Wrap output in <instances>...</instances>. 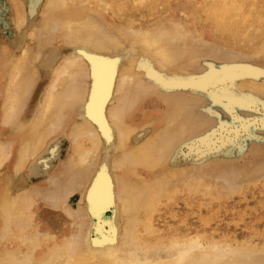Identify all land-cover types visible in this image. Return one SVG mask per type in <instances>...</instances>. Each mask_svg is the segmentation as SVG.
Wrapping results in <instances>:
<instances>
[{"label":"bare ground","instance_id":"1","mask_svg":"<svg viewBox=\"0 0 264 264\" xmlns=\"http://www.w3.org/2000/svg\"><path fill=\"white\" fill-rule=\"evenodd\" d=\"M193 1L198 21L189 19L187 10L179 18L172 16L167 0H45L29 16L28 0H8L23 37L20 54L6 45L0 47L3 121L8 125L16 120L34 93L37 106L10 139L0 138V165L6 162L8 168L0 174V264H264V248L251 243L233 246L212 238L204 243L202 234L193 233L181 219L158 225L164 206L205 184L199 178L206 175L204 168L176 160L182 145L215 120L199 117L188 108L199 102L207 105V100L194 95V103L175 90L161 92L159 86L143 83L144 66H150L156 78L159 71L186 73L184 65L200 54L191 42L210 40L217 23L226 29L232 44L252 43L260 48L263 43L264 47V28L255 30L264 22V0H252L255 14L245 11L246 0ZM239 24H249L244 34L237 29ZM54 44L71 46L72 52L49 66L54 52H46ZM91 54L103 55L114 65L94 61L91 112L80 119L68 117L66 127L74 138L67 170L89 172L85 175L89 181L66 209L50 210L52 228L44 229L31 213L30 185L21 183L25 179L21 172L31 178L57 155L48 143L63 113L79 101L84 103L90 86L81 71ZM40 64L49 66V78L41 89ZM167 82L179 87L192 84ZM241 87L262 93L264 78L245 79ZM107 90L112 104L102 107ZM155 95L158 105L166 104L164 111L147 109ZM210 99L218 103L217 98ZM99 114L106 117L105 133L95 118ZM137 114L140 122L135 121ZM38 155L37 165L31 166ZM259 155L264 163V153ZM225 160L209 170L232 171L233 157ZM245 168L243 173L252 181L256 173ZM207 195L218 197L214 189ZM107 204L114 209V221L108 223L101 220Z\"/></svg>","mask_w":264,"mask_h":264},{"label":"rangeland","instance_id":"2","mask_svg":"<svg viewBox=\"0 0 264 264\" xmlns=\"http://www.w3.org/2000/svg\"><path fill=\"white\" fill-rule=\"evenodd\" d=\"M41 1L45 0H28L26 2L25 10L28 16L34 12L37 4ZM167 1H169L172 16L179 18L182 16V11L187 10L188 14L192 16L189 19L197 20L198 17L194 14L195 2L193 0ZM253 3L252 0H246L245 11H250L249 14L256 13L251 9ZM14 13L15 11L8 0H0V47L7 46L8 49H14L17 54H20L23 30L17 24ZM215 25L217 30L214 31L210 40L200 44L195 40L191 42L192 46L199 48L200 54L192 64L184 65L186 70L183 71H187L186 73L159 71L158 75H155L159 78H156L153 69L148 65L144 66L146 71L143 74V83L151 84L154 87L159 86L158 89L161 92L170 91L169 89L175 90L178 94L186 96L188 100H193L194 103V97L197 98V96L200 97V100H207L205 101L207 105L201 106L199 102L195 103L194 108L191 104L188 108L197 113L199 117L206 116L210 120H215L213 126L204 127L201 134L182 145L176 160L183 162L188 167L199 164L198 168H204L206 175L199 178L201 181H205V186L202 185L198 190L191 189L185 195L177 196L173 202L168 203V206H164L160 215L157 216L158 225H164V221L174 224L175 220L181 219L193 233L202 234L201 239L204 243L208 240L205 238H212L227 240L233 246L251 243L252 246L264 248V163H260L258 160L261 157L259 154L264 153V92L256 93L241 87V82L245 79L264 78V49H261L264 47L263 43L261 46L259 45L260 48H255L252 43L234 45L229 39L226 29L222 28L219 23ZM255 26H258L255 30L257 28L263 30L264 22ZM248 28L249 24L237 25V29L242 34ZM36 47L37 43H34L32 50L35 51ZM253 49L256 51L254 52ZM52 52H54L55 62L52 60L49 66L56 63V60L63 57L64 54L71 53L72 48L71 46L62 48L60 45L54 44L46 54L49 55ZM96 60L114 65V61L106 59L103 55L91 54L84 60L81 77L88 82L89 92L86 96L83 95V104V101H79L71 107L69 112L67 109L63 113L62 120L48 143V149L55 148L54 150L58 151L57 155L51 157L34 174L32 173L31 178H27L25 171L21 172V176L25 178L21 183L30 185L31 213L41 221L44 229L52 228L48 223L51 220L49 218L50 210L59 212V210L66 209V206L72 203L71 199L77 197L82 191L83 185L89 181L85 177L89 172L83 173L78 168L75 172L67 170V160L70 156L69 147L71 143H74V138L66 131V127L69 124L67 120L71 117L80 119L91 109L90 92L93 91L95 85L94 61L96 62ZM49 66L39 65V89L49 78ZM172 80L174 82L186 80L192 84L179 87L167 82ZM1 82L2 78L0 89ZM84 92L86 91L81 93ZM108 93L107 90L101 103L102 107L112 104L110 102L112 96ZM34 95L35 93L32 97L27 98V104L19 112L17 119L8 125L3 121L4 97L0 96V138H3L2 140L10 139L19 124L33 115V109L37 106V96L34 98ZM213 97L218 99V103L214 104L211 101L210 98ZM148 102L147 109L150 111L156 107L163 111L166 109V104L158 105L156 95L150 103ZM229 102L231 103L229 104ZM103 117L101 114L99 117L95 116L100 124L102 123L101 128L105 133L106 125ZM135 121L140 122L139 114L135 116ZM1 153L0 149V155ZM40 157L38 155L31 166L35 167L36 161ZM229 157H233L232 163L229 164L232 171L217 172L216 169L215 173L209 170L216 165L219 168V165L226 163L225 159ZM245 167L253 168L256 173L253 174L252 181L248 180L247 175L243 173ZM223 168L225 167L223 166ZM223 168L221 167L220 170ZM7 171V164L3 162L0 165V174H6ZM146 175L147 173H144V176ZM199 178L192 177L190 180H199ZM229 183H232V187ZM211 189L216 190L217 198L208 197L207 191ZM75 203H79V201L75 200ZM101 220L106 223L114 221V209L110 205H105L101 213Z\"/></svg>","mask_w":264,"mask_h":264}]
</instances>
